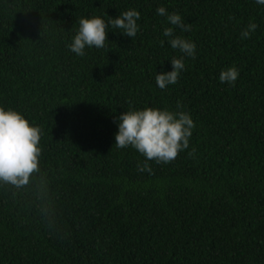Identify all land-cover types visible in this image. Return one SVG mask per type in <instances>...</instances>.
<instances>
[{"label":"trees","instance_id":"obj_1","mask_svg":"<svg viewBox=\"0 0 264 264\" xmlns=\"http://www.w3.org/2000/svg\"><path fill=\"white\" fill-rule=\"evenodd\" d=\"M129 9L140 12L133 38L108 23ZM92 16L108 24L105 46L78 56L68 45ZM166 27L195 43L194 58ZM181 56L177 83L159 88L157 73ZM232 66L234 84L220 82ZM0 107L41 129L47 183H0V264H264V4L0 0ZM146 107L195 125L188 148L147 161L151 172L115 146L120 114Z\"/></svg>","mask_w":264,"mask_h":264},{"label":"clouds","instance_id":"obj_2","mask_svg":"<svg viewBox=\"0 0 264 264\" xmlns=\"http://www.w3.org/2000/svg\"><path fill=\"white\" fill-rule=\"evenodd\" d=\"M256 3L264 4V0H256ZM156 11L157 14L166 16L168 22L181 31H190V24H185L179 14L174 12L169 15L162 6ZM139 18L140 12L129 9L114 19L110 17L108 23L113 29H123V34L133 38L138 31ZM107 27L108 24L99 16L81 18L79 30L68 47L78 56L85 55L86 46L103 48L107 39ZM256 27L255 23L250 22L241 32V38H248ZM163 35L171 37L169 43L173 49H178L184 56L194 58L195 43L175 35L173 27L164 28ZM171 65V71L157 73L155 77L157 86L161 89L177 83L179 73L185 67L183 56L173 57ZM238 76V69L232 66L220 72L219 80L222 83L234 84ZM118 119L115 146L121 149L131 146L137 150L146 158V162L138 167L149 172L151 168L147 161L168 163L174 160L180 151L187 149L192 129L195 127L191 116L184 111L172 112L153 107L125 111ZM40 138L41 129L30 124L20 112L0 107V183L16 189L34 186L37 182L47 186L44 177L40 175ZM194 151L193 149V153ZM42 211L47 213L46 203L42 205Z\"/></svg>","mask_w":264,"mask_h":264}]
</instances>
